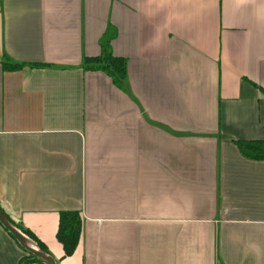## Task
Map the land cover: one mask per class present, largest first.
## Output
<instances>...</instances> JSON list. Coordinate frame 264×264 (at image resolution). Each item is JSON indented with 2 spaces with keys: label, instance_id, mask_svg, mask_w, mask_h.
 Segmentation results:
<instances>
[{
  "label": "crops",
  "instance_id": "0c3cea01",
  "mask_svg": "<svg viewBox=\"0 0 264 264\" xmlns=\"http://www.w3.org/2000/svg\"><path fill=\"white\" fill-rule=\"evenodd\" d=\"M104 38L124 88L82 67ZM256 138L264 0H0V208L56 264H264ZM26 254L0 225V264Z\"/></svg>",
  "mask_w": 264,
  "mask_h": 264
},
{
  "label": "trees",
  "instance_id": "16d2710c",
  "mask_svg": "<svg viewBox=\"0 0 264 264\" xmlns=\"http://www.w3.org/2000/svg\"><path fill=\"white\" fill-rule=\"evenodd\" d=\"M107 41L108 40L105 38L102 39V49L99 55L86 56L83 58L82 67L86 70L102 71L111 78L112 82L118 88H124L126 59L114 56L109 50ZM1 66L4 70H16L23 66V64L13 62L9 58L5 57L1 60ZM234 144L240 154L245 158L251 160H264V138L238 139L234 141ZM4 214L16 227L20 229L22 233L33 239L39 248L44 250V244L38 240L30 230L22 226H17L5 212ZM58 214L56 239L62 245L64 256H69L75 251L78 245L81 232V217L77 210H62L59 211ZM29 261H36L43 264L29 253L21 257L18 264H26Z\"/></svg>",
  "mask_w": 264,
  "mask_h": 264
},
{
  "label": "water",
  "instance_id": "95a60500",
  "mask_svg": "<svg viewBox=\"0 0 264 264\" xmlns=\"http://www.w3.org/2000/svg\"><path fill=\"white\" fill-rule=\"evenodd\" d=\"M0 225L16 240V242L29 254H32L43 264H56L55 260L36 244H33L24 233L20 231L4 214L0 208ZM29 241V242H28Z\"/></svg>",
  "mask_w": 264,
  "mask_h": 264
},
{
  "label": "bare ground",
  "instance_id": "6f19581e",
  "mask_svg": "<svg viewBox=\"0 0 264 264\" xmlns=\"http://www.w3.org/2000/svg\"><path fill=\"white\" fill-rule=\"evenodd\" d=\"M29 242V241H28Z\"/></svg>",
  "mask_w": 264,
  "mask_h": 264
}]
</instances>
